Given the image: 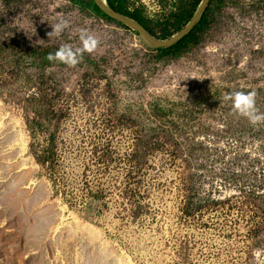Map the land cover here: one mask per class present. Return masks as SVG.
Returning a JSON list of instances; mask_svg holds the SVG:
<instances>
[{"label": "rangeland", "instance_id": "obj_1", "mask_svg": "<svg viewBox=\"0 0 264 264\" xmlns=\"http://www.w3.org/2000/svg\"><path fill=\"white\" fill-rule=\"evenodd\" d=\"M132 1L157 25L174 0ZM119 22L0 0V264H264V123L223 99L264 112V0L227 2L167 63ZM82 28L96 68L34 61Z\"/></svg>", "mask_w": 264, "mask_h": 264}, {"label": "trees", "instance_id": "obj_2", "mask_svg": "<svg viewBox=\"0 0 264 264\" xmlns=\"http://www.w3.org/2000/svg\"><path fill=\"white\" fill-rule=\"evenodd\" d=\"M72 3L91 10L95 15L108 21H114L115 19L104 13L95 3L94 0H70ZM203 0H174L172 6L170 7L169 15L158 22L157 25L155 21L150 19L145 10L146 7L143 4L135 6L132 0H106L107 5L120 13H123L133 19H135L142 28L152 37L158 40H168L174 35L181 32L185 26L193 18L195 12L200 6ZM238 0H210L209 5L203 12L201 18L193 29L178 43L175 45L160 50H152L156 54V58L161 63H167L178 58H181L186 53L192 49L199 47L204 41L208 30L211 28L215 22L217 15L220 13L221 8L228 3H236ZM163 6L168 2V0H161ZM117 21V20H115ZM119 22V21H117ZM120 25L128 28V26L122 22ZM160 29V32H158ZM58 48H48L42 49L41 51L33 50L32 55L34 61H39L40 65H47L52 63H59L56 61H48L46 59L48 53H54ZM82 65H86L88 68H96V61L87 56L83 55V59L80 62Z\"/></svg>", "mask_w": 264, "mask_h": 264}, {"label": "clouds", "instance_id": "obj_3", "mask_svg": "<svg viewBox=\"0 0 264 264\" xmlns=\"http://www.w3.org/2000/svg\"><path fill=\"white\" fill-rule=\"evenodd\" d=\"M69 27V21L61 19L55 24H51V31L48 37H59L63 31ZM80 46L73 48L71 44H62L54 53H48V61H56L68 67H75L83 59L85 53L91 54L96 51L100 41L90 34L87 29L79 31ZM257 92L255 90L243 91L235 90L224 95L225 101H231L233 111L249 120L252 125L264 123V112L256 106ZM258 255V254H257Z\"/></svg>", "mask_w": 264, "mask_h": 264}, {"label": "water", "instance_id": "obj_4", "mask_svg": "<svg viewBox=\"0 0 264 264\" xmlns=\"http://www.w3.org/2000/svg\"><path fill=\"white\" fill-rule=\"evenodd\" d=\"M95 3L97 4V6L104 12L106 13L107 15H109L110 17L114 18L115 20L117 21H121L119 18L116 17V15L118 16H121V17H124V18H130L132 20H134L137 25L142 28V26L133 18L123 14V13H120V12H117L113 9H111L107 3V8H103L101 7L98 2L96 0H94ZM210 3V0H203L200 4V6L198 7L197 11L195 12L193 18L190 20V22L185 26V28L179 32L178 34L174 35L173 37H171L170 39L168 40H158L156 39L157 41H159L161 43L160 46H157V47H148L146 46L147 48L151 49V50H160V49H166V48H169L173 45H175L176 43H178L180 40H182L192 29L193 27L197 24V22L199 21V19L201 18L203 12L205 11V9L207 8V6L209 5ZM138 32V31H137Z\"/></svg>", "mask_w": 264, "mask_h": 264}, {"label": "bare ground", "instance_id": "obj_5", "mask_svg": "<svg viewBox=\"0 0 264 264\" xmlns=\"http://www.w3.org/2000/svg\"><path fill=\"white\" fill-rule=\"evenodd\" d=\"M96 1L98 2V4L101 7L107 8L105 0H96ZM116 17L119 18L120 20H122V22H124V23H126V24H128L130 26H133L134 28L138 29L141 32L142 39L144 40V42H146L150 46L157 47V46L161 45V43L159 41H157L154 37L149 35L143 28H140L134 20H132L130 18H124V17H121L119 15L118 16L116 15Z\"/></svg>", "mask_w": 264, "mask_h": 264}]
</instances>
